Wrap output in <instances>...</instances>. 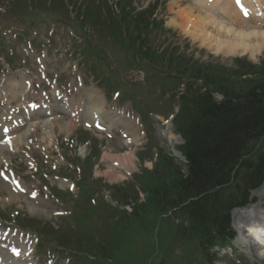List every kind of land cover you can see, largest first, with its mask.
I'll use <instances>...</instances> for the list:
<instances>
[{"label": "rangeland", "instance_id": "374dc122", "mask_svg": "<svg viewBox=\"0 0 264 264\" xmlns=\"http://www.w3.org/2000/svg\"><path fill=\"white\" fill-rule=\"evenodd\" d=\"M82 0H77V2H81ZM164 3V11L158 13V18L164 20V27L163 28H171L172 31L178 32L179 35L169 36L168 34L163 33V31H159L158 35L160 36V40L164 42L165 45H169L171 48L173 43L179 44L182 52L187 54H194L196 58H198L199 53L192 50L193 48L204 49L205 54L203 57H206V54L211 53L205 47H201L196 42L191 41L190 39H186L183 35H181V29L177 28L176 26H172L171 20H174V16L179 8H190L192 6V2L188 0H161ZM193 1V0H192ZM220 5L221 0H217L216 2ZM5 0H0V9H4ZM178 5V6H176ZM158 10H160V6H158ZM195 15L199 13V10L194 11ZM70 18V17H69ZM52 16L46 17L44 23L39 24L36 21L31 23L30 25H26L21 23L19 26H13V21L9 23L4 40H5V47L8 48V52L12 51L13 55L10 58V65L11 62L13 63L14 67H18V69L14 68L11 70L10 67H3L5 72L12 73L13 79L15 75L27 78V76L35 77L36 80L39 82H34L33 89H38V91H43V97H46L48 94L49 86L48 82H53L57 80L58 89L64 95L70 96L72 98V90H76V95H78V91L80 87L75 82V80H71L70 87L67 85L66 82L60 80L61 75H63L62 66L66 62L64 59V52L63 48L67 49V45L69 44L68 37H75V35L70 31L67 23H63L62 25L54 26V23L50 22ZM176 24L179 23L178 20L175 21ZM9 26L12 28L13 31H10ZM174 29V30H173ZM53 30V31H52ZM25 31V34L22 37H18L16 32ZM169 39V41H167ZM192 39V38H191ZM196 41V40H195ZM187 42V43H186ZM160 43V41H158ZM162 43V42H161ZM212 54V53H211ZM214 55V54H213ZM216 56V55H214ZM264 57V52L260 55V57ZM201 57V56H200ZM222 60H226L230 57L219 55ZM248 58V57H246ZM249 59V58H248ZM39 61V62H37ZM72 64H74L72 62ZM39 65L44 66V68L40 69ZM38 69L39 72H38ZM1 70H3L1 68ZM3 70V71H4ZM83 77L82 74H80ZM136 76V75H135ZM255 77H250L253 80ZM234 79H229V82H233L234 85H239L241 82H245L249 80V77L244 78L245 81H242V78L239 79L235 77ZM29 80H32L31 78ZM28 80V81H29ZM15 84V82L11 83V85ZM23 84V85H22ZM38 84H40L38 86ZM19 92L22 95H25L27 92V86L25 87V83H21L19 86L17 85ZM85 88H91V86H85ZM72 89V90H71ZM71 93V95H70ZM15 96V93L12 94ZM39 95V94H38ZM34 96V100L39 99V97ZM63 95V96H64ZM85 95L89 98V92H85ZM23 97V96H22ZM63 104V103H62ZM19 107V106H18ZM54 107V106H53ZM52 107V108H53ZM51 109V108H50ZM54 115H57L54 114ZM52 116V115H51ZM67 119V118H64ZM46 120H42V123L46 124ZM58 126H62L63 122H56ZM55 123V124H56ZM68 127V124H67ZM81 128L80 125L75 124L72 125L71 133L74 134L71 137L69 134V139L67 140V136L62 134L61 131L58 129L57 126H53V137L51 139H43L44 136L42 132L38 131L33 133L31 136H28V141L21 145H18L17 148H13L12 151H8L6 149L2 150L1 155L8 156L10 159L11 166L16 168L21 174H25L29 172L28 168H37L34 172L35 174L27 178L29 180L25 187L28 190H33L36 188L38 190V194H45L44 196H48L47 202L51 204V206H47L45 208H38V206H34V204L27 200L28 196L27 193H10L8 187H3V193L0 195V207L9 206L10 204L14 203L13 210H18L22 213L29 214L35 213L33 216L38 218H43L45 221H50L51 224L54 226H58L60 224L61 227L64 226L62 223L61 217H51L56 210H62L64 207H69L67 203L66 206L60 203L59 200L53 198L48 188L49 187H56L61 188L66 191L68 187L69 180L64 181L61 178L55 177V173L58 170H62L63 172L69 175H75V165L72 162L73 156L80 155L86 156L88 152L91 150V153L100 154L101 151H105L107 149L110 150V154L112 157L119 155L122 151H125L126 148L121 144V146H117V140L113 138H106L104 136L103 140L96 142L95 139H92L94 136L93 131L88 132V137L91 138L90 141L87 143L86 147H83V151L76 141L83 140L84 137H81L79 134H75V130ZM155 128V141L160 142V132H167L168 128L166 125H153V129ZM161 129V130H160ZM34 130V129H33ZM67 128H65V131ZM164 133V134H165ZM25 142V141H24ZM99 149L101 151H99ZM6 159V158H3ZM116 160V159H113ZM2 158L0 159V162ZM54 166H56L54 168ZM150 166V165H149ZM151 167V166H150ZM93 173L95 176H101L105 181L109 183H119V184H126L123 178H117L115 175L117 174V170L111 166H109V159L106 161L98 162L94 168ZM108 170V172H106ZM47 174L46 176L43 174ZM45 176V177H44ZM42 178V179H41ZM125 186V185H124ZM128 185L126 186V188ZM125 188V189H126ZM258 191V190H256ZM68 192V191H67ZM13 196L11 200H6L8 196ZM139 198L144 200V195L140 194ZM46 198H43L45 200ZM145 205L147 206V200L145 201ZM148 207V206H147ZM149 208V207H148ZM41 215V216H37ZM61 230V229H60ZM138 233L135 229V226L131 227L130 234ZM128 239V240H127ZM178 240V239H176ZM151 241V232L145 234L141 239L138 240L137 237L135 238H127L123 237L119 243L118 248H122L124 246H128L130 251V257H126L125 255H118L121 261L128 260L130 261L131 258L138 259L144 258L145 261L148 260L149 264H200L201 261L198 257H193L191 260L188 258L186 251L184 252L183 247H180L181 244L178 242L174 243V239L167 238L165 236H161V242L158 243L156 247L152 246L154 244V239L152 238V245ZM155 245V244H154ZM161 246V247H160ZM47 247V245H38L36 252L34 251L33 257H30L29 262L30 264H49V259L53 262V264H72L69 260H67L65 254L61 255L58 254L54 256L50 254L49 250H45L44 254H40L43 251V248ZM247 250V249H246ZM64 252V251H63ZM65 253V252H64ZM264 253V250L262 251ZM54 256V257H53ZM74 256V255H73ZM163 256V257H162ZM243 256H245L243 254ZM80 258V256H78ZM259 262H261L260 258H256ZM221 264H230V262L226 259L221 257ZM257 261V264H262ZM47 262V263H46ZM204 262V260H203ZM76 264H84L83 262L78 263L75 261ZM232 264H240L238 261V257L236 260L233 261Z\"/></svg>", "mask_w": 264, "mask_h": 264}, {"label": "trees", "instance_id": "16d2710c", "mask_svg": "<svg viewBox=\"0 0 264 264\" xmlns=\"http://www.w3.org/2000/svg\"><path fill=\"white\" fill-rule=\"evenodd\" d=\"M235 90L230 87L223 90L226 99L220 104L211 103L209 99L204 101L209 105L201 106V118L191 126L187 135L185 155L189 164L186 176L176 181L177 197L162 200L166 196L157 195L167 208L187 197L201 194L187 207L191 216L196 220L202 216L201 221L205 224L213 223L208 217L218 211L212 201L218 202L222 197L217 195L216 189L245 167L239 158L247 141L264 134V76L253 80L242 92L235 93ZM184 129L182 126L180 131ZM150 197L156 198L150 194L147 199ZM131 215L137 218L139 212L135 210ZM97 248L102 255L100 258L111 253L101 243Z\"/></svg>", "mask_w": 264, "mask_h": 264}, {"label": "bare ground", "instance_id": "6f19581e", "mask_svg": "<svg viewBox=\"0 0 264 264\" xmlns=\"http://www.w3.org/2000/svg\"><path fill=\"white\" fill-rule=\"evenodd\" d=\"M193 1L197 3V6H194L192 10L182 9L178 13H175V19L171 20V23L179 26L181 30L185 28L190 38L198 41L211 52H221L225 55L247 54L250 57H254L264 50V15H260L261 11H264V0H239L240 5L236 4L237 0H233V2L232 0H221L220 5L216 3L217 0H214L213 5L208 4L209 2H205V0ZM256 4L261 7L257 9L255 7ZM195 10H199V13L196 15L194 14ZM245 11H247L248 15H245ZM218 15L222 17H218ZM176 20L179 21L178 24L175 23ZM22 96L24 97L25 95ZM89 96L91 104L88 105V109L95 116V113L97 111L100 112L102 107L96 96L91 92H89ZM69 109L70 107L64 104H56L53 108L49 109V115L69 112ZM46 113L47 110L39 111V113L30 112L27 115L30 117L28 121L33 124L30 130L41 128L42 120L48 117ZM89 122H93V120H89ZM61 128L65 131L67 124L64 123ZM22 131L23 126L16 128L12 133H23ZM127 160L128 158L125 159V162ZM245 211L253 210L247 208ZM240 212L241 210L234 214L235 218L238 217V219H241V224H238V226H245L249 230L247 234L245 232L242 233L243 237L251 238L262 236L264 209L255 211L254 213L248 212L246 218L244 216L239 218L238 214H242ZM260 239L264 242L262 238ZM18 243L19 245L23 244L22 241H18ZM0 255L3 256L1 258V264H18L20 261V259L6 257L5 251L1 250V247ZM262 261L264 262V258Z\"/></svg>", "mask_w": 264, "mask_h": 264}, {"label": "snow or ice", "instance_id": "6c2138e0", "mask_svg": "<svg viewBox=\"0 0 264 264\" xmlns=\"http://www.w3.org/2000/svg\"><path fill=\"white\" fill-rule=\"evenodd\" d=\"M237 3H239V0H237ZM245 15H248L247 11H245Z\"/></svg>", "mask_w": 264, "mask_h": 264}]
</instances>
